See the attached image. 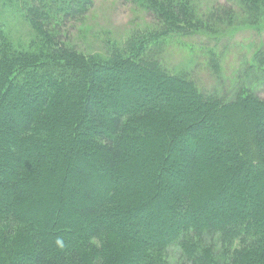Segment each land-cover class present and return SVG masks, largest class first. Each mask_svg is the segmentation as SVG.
Instances as JSON below:
<instances>
[{
  "label": "trees",
  "instance_id": "1",
  "mask_svg": "<svg viewBox=\"0 0 264 264\" xmlns=\"http://www.w3.org/2000/svg\"><path fill=\"white\" fill-rule=\"evenodd\" d=\"M124 1L151 23L90 52L93 0H0V264H264V42L225 88L214 51L264 0ZM178 38L216 85L165 64Z\"/></svg>",
  "mask_w": 264,
  "mask_h": 264
},
{
  "label": "rangeland",
  "instance_id": "2",
  "mask_svg": "<svg viewBox=\"0 0 264 264\" xmlns=\"http://www.w3.org/2000/svg\"><path fill=\"white\" fill-rule=\"evenodd\" d=\"M223 0H200L202 4H210ZM93 7L73 28L74 40L77 46L86 51L99 50L105 40H122L137 29L145 28L151 23V14L136 8L124 0H93ZM14 40L28 41V29L18 19H6ZM224 37L218 42L216 53L222 54V72L224 73V88L229 85L234 72L240 69L243 62L254 55V50L259 43L264 42V35L254 34L250 31H240L235 35ZM214 45L213 42L205 43L201 38H178L173 40L164 52V62L169 68H190L199 79V84L210 89L217 84L210 75L205 63L207 56L202 45ZM264 45V44H263ZM206 47V46H205ZM196 62H198L196 64ZM196 64V65H195ZM239 66V68L237 67ZM264 97V89L261 92ZM178 249H168V258L175 262Z\"/></svg>",
  "mask_w": 264,
  "mask_h": 264
}]
</instances>
